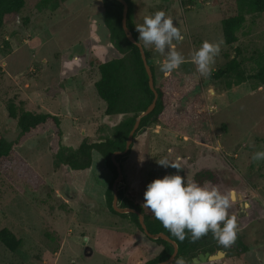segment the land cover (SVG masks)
Wrapping results in <instances>:
<instances>
[{"label":"rangeland","instance_id":"1","mask_svg":"<svg viewBox=\"0 0 264 264\" xmlns=\"http://www.w3.org/2000/svg\"><path fill=\"white\" fill-rule=\"evenodd\" d=\"M38 1L25 0L22 11L0 30V133L10 141L18 137L16 119L6 109L13 101L23 109L58 114L61 135L54 126H40L22 136L0 160V229L7 227L22 240L13 252L0 243V264H146L162 246L141 232L129 215L109 210L104 193L111 172L103 182V157L92 151V169L53 165L59 145L75 148L84 138L104 139L124 117L106 115L94 87L98 64L121 56L112 45L101 0H65L54 10L38 8ZM132 6L135 26L146 15L163 10L184 35L174 44L185 62L173 72L191 73L199 85L174 100L175 112L185 113L194 94L200 93L208 113L204 125L213 141L211 147L196 143L200 141L191 137V130L179 143L175 132L167 129L166 142L188 156L185 178H193L206 165L207 154H213L212 163L221 176L217 187L230 195L229 215L237 217L238 238L223 255L213 262L183 259L185 264H264V160L251 159L254 151L264 150V84L252 78L236 84L232 74L211 81L191 61L192 50L204 40L224 42L221 19L236 13L237 0H132ZM143 47L157 77L167 75L159 67L164 56L154 46ZM233 57L246 75L260 66L264 12L245 16L237 41L221 45L213 70ZM167 148L156 150L153 145L147 171L140 166L128 172L122 164L118 185L144 213H152L143 206L147 184L165 175L166 167L157 160H176L178 152L168 157ZM202 149L207 156L197 159ZM126 158L128 154L122 163Z\"/></svg>","mask_w":264,"mask_h":264},{"label":"trees","instance_id":"2","mask_svg":"<svg viewBox=\"0 0 264 264\" xmlns=\"http://www.w3.org/2000/svg\"><path fill=\"white\" fill-rule=\"evenodd\" d=\"M63 1L65 0H39L37 7L40 9L49 7L54 10ZM125 1L128 4L126 16L127 26L134 38L139 41L135 24L132 20V0ZM24 4L25 0H0V30L9 17L17 16L22 11ZM101 4L104 10L105 23L110 32L112 45L121 53V56L113 57L98 64L99 78L95 81L94 87L99 98L105 102L104 113L106 115L123 114L124 117L113 126L111 135L104 139L91 141L84 138L75 148L59 145L54 153L53 165L55 169L62 165H67V167L73 170L87 169L92 163V151L96 150L103 157L107 169L111 172L110 181L105 189L104 200L111 212L119 214L111 205V185L116 176V168L111 161V154L115 150H123L127 135L136 116L149 105L154 94L148 85V76L139 49L127 39L123 31L121 25L123 5L118 0H101ZM262 12H264V0H237L236 13L221 19L224 42L226 44H232L237 41V32L244 23L246 15H257ZM144 52L152 71L157 98L154 108L148 114L141 117L139 125L133 134V138L144 127L157 124L179 135L189 136L190 131L193 130L191 134L193 139L211 144L213 139L204 125L208 118V113L204 109V98L200 93L196 92L194 94L185 113L179 115L175 112L176 103L174 100L182 99L191 91L197 89L199 80L191 73L185 74L180 72H172L158 78L155 72V65L150 60L149 52L146 48H144ZM226 74H232L236 84L248 78L254 79L259 85L264 84V59L252 75H246L240 68V61L233 57L223 67L213 70L209 78L211 81H215ZM230 85L228 83L227 86ZM6 109L8 116L16 119L19 134L16 140L10 141L0 133V160L11 153L13 145L17 144L22 136L25 137L27 133H30L40 126L45 124L54 126L57 130L58 137L61 135V128H59L60 117L56 114L23 109L13 101L8 102ZM131 145L124 154L116 155V160L120 165L129 153ZM176 171L172 167H166L164 173L174 174ZM180 174L184 176V168L180 171ZM193 179L202 185L210 183L218 186L220 176L211 169L201 168L194 173ZM117 188L119 206L133 207L139 210L149 232L154 234L164 232L176 241L178 245L177 254L167 264H174L181 258L192 262L193 257L205 251L214 253L217 250H226L225 246L219 244L213 238L211 232L196 240H193L191 234L186 232V238L183 241L178 240L163 227L152 213H144L138 203L133 202L130 197L126 196L123 188H120L119 185ZM121 214L129 215L139 230L143 232L135 213L129 212ZM236 238H238V234H236ZM152 240L162 246V249L156 256L146 262V264H154L162 261L168 258L173 251L172 244L166 240L162 238ZM21 242V238L11 229L7 227L0 229V243L9 251H16L21 246ZM243 248L245 249V247Z\"/></svg>","mask_w":264,"mask_h":264},{"label":"clouds","instance_id":"3","mask_svg":"<svg viewBox=\"0 0 264 264\" xmlns=\"http://www.w3.org/2000/svg\"><path fill=\"white\" fill-rule=\"evenodd\" d=\"M135 27L143 46H154L155 51L164 56L159 63L162 73L170 74L185 62V57L174 44V41H183L184 35L174 25L172 17L163 10L146 15L143 23ZM223 43V40H204L198 48L192 50L191 61L201 76H211L212 66ZM251 159L255 163L264 160V150L254 151ZM157 163L177 171L154 178L147 184L143 193V206L180 241L186 238V232L191 234L193 240L211 232L219 244L225 247L231 245L236 239L237 217L229 215L230 195L210 183L202 185L193 178H185L180 174L183 170L180 162L161 159ZM176 264L185 262L181 258Z\"/></svg>","mask_w":264,"mask_h":264},{"label":"water","instance_id":"4","mask_svg":"<svg viewBox=\"0 0 264 264\" xmlns=\"http://www.w3.org/2000/svg\"><path fill=\"white\" fill-rule=\"evenodd\" d=\"M118 1L123 5L122 19H121V25H122L123 31H124L127 39L130 42L134 43L139 49V52H140V55H141V58H142V61H143V64H144V68H145V71H146L147 76H148V85H149L150 89L153 91L154 96H153L152 101L149 103V105L136 116L135 121H134V123H133V125H132V127H131V129H130V131L128 133V135H127V138H126V141H125V146H124L123 150H115L111 154V161H112V163L114 164V166L116 168V176L113 179L112 185H111V188H112L111 205H112V208L115 211L119 212V213H129V212L135 213L137 215V217H138V221H139V223L141 225L143 233L147 237H149L150 239L162 238V239L166 240L167 242H169L170 244H172L173 251L169 255V257L164 259V260H162V261L154 263V264H167L177 254L178 245H177L176 241L171 239L164 232H158L156 234L149 232L147 227H146V224H145V222L143 220L142 214H141V212L139 210H137V209H135L133 207H121V206L118 205V193H117L118 188H117V186H118V183L121 182V180H122V168H121L120 163L116 160V155H122L129 149V147H130V145L132 143V140H133V134H134L135 130L137 129L138 125H139L141 117H143L146 114H148L154 108L155 101H156V98H157V91H156L155 86H154V80H153L152 71H151V68H150V66H149V64L147 62L146 55H145V52H144V47L139 41H137L134 38L132 32L130 31V29L127 26V23H126L128 4H127V2L125 0H118ZM223 254H224V251H222V250H217L214 253H210L209 251H205V252L199 253L197 256L193 257L192 258V262H203V261L213 262V261L217 260L219 258V256H221Z\"/></svg>","mask_w":264,"mask_h":264},{"label":"crops","instance_id":"5","mask_svg":"<svg viewBox=\"0 0 264 264\" xmlns=\"http://www.w3.org/2000/svg\"><path fill=\"white\" fill-rule=\"evenodd\" d=\"M85 104H87V102ZM56 115H58V114H56ZM168 135L169 134L167 132V129L164 128V127H162V126H160V125L153 124V125H151L149 127H144L142 129V131H141V134L139 136H136V137L133 138V140H132V146L130 148V152L128 153V158H126V160L124 161V163H121V166H122V164H125L128 172L136 171V167H140V166L143 167L144 170L147 171L148 168H146V166L148 164L150 165V162H147V159L146 158H147L148 155L151 158V156L154 154L152 148H153V145H155L156 150H162V147H163V149H165V148L168 147L166 149L167 151L169 150L168 153H166V155H168V157H171L172 156L170 153L174 154L175 152H178L176 154V160H173V162H180L182 164V167L184 168V164L187 163L188 156L187 155L186 156L185 155H180L181 152L179 150H177V148L179 149V146L178 145L177 146H174L172 148V147H170L167 144V142H166L167 138L166 137ZM175 135L179 139V141H180L179 143H183V141L185 140L183 138H186V136H184V135H179V134H176V133H175ZM194 142L201 143L204 146L207 145V146L211 147L210 144L208 145V144H206L205 142H202V141H200V142L194 141ZM159 146H161V147L159 148ZM206 154H207L206 153V150L205 149H202L201 150V153L197 157V159H201L202 157L203 158L204 157L206 158V156L208 155L207 156L208 158H206L205 161H204L206 163V165L202 166V168H210V169L218 172L220 169L215 168V167H217L216 164H213L212 163L213 162V157H214L213 154L212 153H208L207 155ZM171 162H172V160H171ZM89 169H92V167L90 166ZM197 170H199V169H197ZM107 171H108L107 167H104L101 170L102 174L104 175L103 176V182L105 181V177L108 176V172ZM126 183H124V184L125 185H129V184H126ZM101 184H104V183H101ZM128 190L131 191V188L128 189Z\"/></svg>","mask_w":264,"mask_h":264}]
</instances>
